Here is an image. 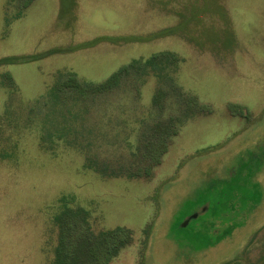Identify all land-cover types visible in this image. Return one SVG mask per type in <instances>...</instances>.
Returning <instances> with one entry per match:
<instances>
[{"label": "rangeland", "instance_id": "obj_1", "mask_svg": "<svg viewBox=\"0 0 264 264\" xmlns=\"http://www.w3.org/2000/svg\"><path fill=\"white\" fill-rule=\"evenodd\" d=\"M65 205L107 264H264V0H0V264Z\"/></svg>", "mask_w": 264, "mask_h": 264}, {"label": "trees", "instance_id": "obj_2", "mask_svg": "<svg viewBox=\"0 0 264 264\" xmlns=\"http://www.w3.org/2000/svg\"><path fill=\"white\" fill-rule=\"evenodd\" d=\"M239 112V111H237ZM60 243L52 264H107L123 248L128 233L123 228L94 235L86 226L85 211L67 205L56 216Z\"/></svg>", "mask_w": 264, "mask_h": 264}, {"label": "flooded vegetation", "instance_id": "obj_3", "mask_svg": "<svg viewBox=\"0 0 264 264\" xmlns=\"http://www.w3.org/2000/svg\"><path fill=\"white\" fill-rule=\"evenodd\" d=\"M234 178V177H233ZM246 182V181H245Z\"/></svg>", "mask_w": 264, "mask_h": 264}]
</instances>
